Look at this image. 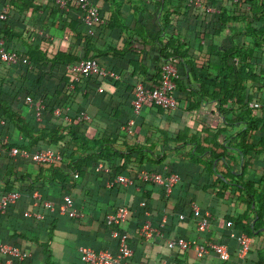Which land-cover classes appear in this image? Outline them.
<instances>
[{
  "label": "trees",
  "instance_id": "1",
  "mask_svg": "<svg viewBox=\"0 0 264 264\" xmlns=\"http://www.w3.org/2000/svg\"><path fill=\"white\" fill-rule=\"evenodd\" d=\"M93 1L100 20L88 25L76 16L83 13L79 0L66 8L58 0H0V13L6 15L0 19L4 47L21 56L15 64L0 56V119L5 121L0 126V197L20 192L17 202L0 212V228L8 231L11 244L27 243L32 256L22 264H60L52 242L61 222L75 227L70 235L76 239L94 237L97 250L106 243L118 249L106 216L121 206L129 214L118 229L129 236L132 262L164 264L168 255L175 264H264V0ZM151 5L161 12L160 61L173 57L181 74L174 91L177 105L171 109L147 102L135 113L128 102L137 85L161 84L162 64L150 78L141 58L147 51L137 47L132 39L137 32L129 24L133 15L153 12ZM225 34L229 43L220 45L218 38ZM140 37L146 47L148 39ZM135 54L139 57L130 58L129 72L121 64ZM105 56L115 63L102 60ZM88 58L119 77L76 80L71 67ZM123 85L129 98L117 102L116 91ZM211 101L216 103L212 112L221 117L210 124L197 113ZM40 104L44 109L37 120ZM84 112L88 118L81 116ZM130 118L131 132L125 129ZM13 148L30 154L53 150L60 158L37 164L11 156ZM153 162L175 167L161 172L164 176L185 172L189 178L179 175L167 194L165 186L137 178ZM100 163L108 171L98 170ZM118 174L134 182L106 186ZM36 192V203L26 207L22 197ZM65 194L82 216L59 213ZM206 212L211 217L201 231ZM164 216V235L145 240L143 224L160 225ZM231 231L251 237L242 260ZM177 237L227 244L230 259L211 251L192 260L187 250L169 247L167 240ZM69 238L64 252L71 263L84 264L80 246Z\"/></svg>",
  "mask_w": 264,
  "mask_h": 264
},
{
  "label": "built area",
  "instance_id": "2",
  "mask_svg": "<svg viewBox=\"0 0 264 264\" xmlns=\"http://www.w3.org/2000/svg\"><path fill=\"white\" fill-rule=\"evenodd\" d=\"M69 1L71 0H58L62 8H66L67 3ZM79 2L82 4L83 9L82 19L86 24L91 25L93 22L100 20L99 8L91 0H79ZM197 4H199V1H197ZM0 19H6V15L4 13H0ZM0 56L3 61L12 64L19 62L21 59V56L18 52L8 51L4 47V40L1 38V36ZM23 61L27 62L28 60L24 58ZM71 70L75 73L76 80L79 79V77L81 76L88 77L93 75H102L105 77L115 78L119 77V75L116 74L114 71L106 69L105 67L101 66L95 59L91 58L83 59L80 62L75 63L71 67ZM180 77L181 74L175 62V59L173 57H170L168 60H165V62L162 64L161 84L158 87H149L144 83H139L137 85L135 97L132 101L134 112L137 113L142 107V105L147 102H153L157 105L166 108H175L177 105V99L174 95V91L177 88V80ZM100 91H102L101 88ZM26 102L29 104H33V100L30 97L26 99ZM251 106L258 105L251 104ZM43 109V104H40L36 107L37 120H41ZM55 113L60 114V109L57 108ZM81 116L83 118H88V115L85 112L82 113ZM133 121L134 120L131 119L125 126V129L129 132L132 131L131 125L133 124ZM4 123L5 121L0 119V126L4 125ZM10 155L14 157L20 156L23 158H30L33 162L37 164L46 162L51 163L60 158L58 153L53 150L37 151L33 154H30L25 152L24 150L13 148ZM98 167L99 169H104L108 171V169H106L102 163H100ZM137 177L142 181L153 182L165 186L167 194L171 192L173 186L180 180V176L177 174H170L164 176L161 173H157L148 169H142L138 173ZM133 182V178L125 174H118L108 182L107 186L109 188L113 187L116 184L128 186L131 185ZM19 198L20 192H11L5 196L0 197V212L4 213L8 209V207L10 205L15 204ZM64 199V204H62L59 208V211L61 213L71 211V213L75 216H82V213L74 208V201L70 196L67 195ZM48 205L51 206L52 210H55V207L52 203H48ZM193 210L198 213L200 211V207L194 204ZM26 214L30 215L31 213L26 212ZM128 214V207L121 206L116 211L106 216V224L112 228V237L118 239L117 252L112 253L107 249L97 250L90 246H81L80 252L84 264H138L131 261L134 251L128 242V234L126 232H121L118 229L119 226L126 221ZM36 215L40 218L43 217V215L40 213H37ZM210 217V213L206 212L205 217L199 222V230L203 231L206 229ZM181 218H184V216L181 215ZM166 219L167 217L164 216L160 225H154L150 220L146 221L140 229V235L145 240L150 242H153L157 238L162 237L165 232L164 229ZM228 225H232V222L229 221ZM231 236L238 238V241L242 247L241 254L245 255L251 245V237L246 233L238 234L235 231H231ZM167 243L170 248H180L182 250L194 249L197 255L199 256L208 254L212 251L222 260L230 259L229 247L226 244L208 241H204V243H199L195 239L188 240L181 237L168 239ZM0 253L7 256V264H22V262L25 261L29 256V253L20 249L19 247L4 242H0Z\"/></svg>",
  "mask_w": 264,
  "mask_h": 264
},
{
  "label": "crops",
  "instance_id": "3",
  "mask_svg": "<svg viewBox=\"0 0 264 264\" xmlns=\"http://www.w3.org/2000/svg\"><path fill=\"white\" fill-rule=\"evenodd\" d=\"M91 1L95 4V2L93 0H91ZM151 10L153 12H148L149 11L148 10V11H146V12L140 14V15L139 14L137 16L133 15V18L131 17V19L129 21V24L132 25V27H134L136 32H137L132 38L133 41H135L137 47L140 48L141 51L143 49H145L147 51L146 53L143 52L141 58H143L144 64L146 66H148V68H149L148 72L150 74L149 75L150 78H152L151 75H153L155 73L156 66L162 64L161 61H160V54H159V49H158V38H157L158 35L161 36V33H160L161 32V12L160 11H154L155 7H153L152 5H151ZM76 16H77L78 19L83 20L82 19V16H83L82 12L78 13ZM139 34L141 36L146 37V39H148L149 44L146 47L144 46L145 43L144 42L142 43V38L140 37ZM81 42L83 43V40ZM138 42L141 43L140 46H138ZM217 43H219L220 45H228V43H229L228 34H225L222 37L218 38ZM83 46H85L84 43L81 45L82 49H83ZM135 52H137V51H135ZM197 53L199 54V52H197ZM138 57L139 56L137 54L128 56V58H125V60L122 62L121 66L124 67L127 71L131 72L132 71V66H130L129 60H130V58H133V59L136 60V59H138ZM102 60H104L108 64H112V63L114 64L115 63L114 59H112L111 57H107V56L102 57ZM100 88L102 89V87H99V91H100ZM100 92H102V91H100ZM115 95H116V98H117L116 99L117 102L125 101V100H128V98H129L128 92L125 89V85H123V87L118 92L116 91ZM128 103H129V105H132V100H130ZM215 105H216V103L212 102V101L211 102H203L201 107H200V109H199V111H198V113H197L198 119L199 120H203V121H207L210 124L212 122H214L216 119H220L221 115H219L218 113L216 114V113L212 112L215 109ZM125 117H128V116L125 115ZM130 120H131V118L129 119V121ZM152 164L153 165L150 168H148V170L151 169V171H154V172L157 171V173H159V172L161 173L165 169L171 170L172 168L173 169L175 168L173 166L167 167V165L164 164V163L153 162ZM106 169H108V168H106ZM98 170H104V169H99V167H98ZM132 175H134V177H135V174H132ZM179 175L181 176V178L183 180H187L189 178V176H187L185 174V172L179 173ZM111 179L112 178L106 180V182H105L106 186L108 185V182ZM191 194L194 195V193H192V191H191ZM65 196H67V194H65ZM68 196H69V194H68ZM36 198H39V194L37 192L34 193V194L27 195L25 199H24V197H22V200H24L26 202V207H28V206L34 205L36 203L35 202ZM64 201H65V199H64ZM62 204H64V202ZM74 208L77 209L78 211H80L78 208L75 207V205H74ZM26 212H29V209H27ZM59 213L62 214V215L65 214V213L64 214L61 213L60 211H59ZM70 215L72 217H74L75 219L79 217V216L73 215L71 213V211H70ZM74 229H75V227L70 222H67V223L61 222L60 227H58V230H56V233H57L56 241L52 242V247L55 248L56 259L59 261L60 264H73V263H71L70 259L68 258V255H67L68 252H64L66 250V245L65 244H67L69 242L67 240L68 237H70L69 238L70 241L72 240V244L75 245V246H76V243H77L80 247L81 246H89V245H90V247H92V245L95 243L94 237H91L90 239H87V240L86 239L84 240V239H81V238L76 239L75 235H70L71 231L74 230ZM7 234H9V233H8V231L6 229L0 228V242L10 243L11 244L12 242H10V239L12 240V238L8 237ZM17 244H18L17 247H19V248L21 247L22 250L24 249V251L27 252L28 245H27V243L25 241H22V240L18 239L17 240ZM103 249H107V250H109L112 253H116L117 252V249L112 250L110 245L107 244V243L104 245ZM241 249H242V247H240L239 257L242 260V259H244V257L246 256L247 253L245 255L241 254ZM187 254L192 260H195V261L199 257H201V256L197 255V253H196V251L194 249L187 250ZM30 256H32L31 253H29L28 259L30 258ZM39 257H40V255H38V258ZM165 257L166 258H165L164 264H175V262H174L172 257H170L168 255H166ZM6 260H7V256L2 254V253H0V261L1 262L3 261L4 264H7ZM29 263H31V262H29ZM141 264H147V263H141Z\"/></svg>",
  "mask_w": 264,
  "mask_h": 264
}]
</instances>
